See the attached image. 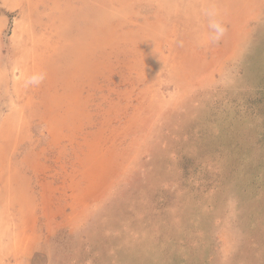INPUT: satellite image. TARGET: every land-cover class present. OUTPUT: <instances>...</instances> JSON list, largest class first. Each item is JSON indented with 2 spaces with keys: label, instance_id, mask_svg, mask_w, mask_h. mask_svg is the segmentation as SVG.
<instances>
[{
  "label": "rangeland",
  "instance_id": "rangeland-1",
  "mask_svg": "<svg viewBox=\"0 0 264 264\" xmlns=\"http://www.w3.org/2000/svg\"><path fill=\"white\" fill-rule=\"evenodd\" d=\"M0 264H264V0H0Z\"/></svg>",
  "mask_w": 264,
  "mask_h": 264
},
{
  "label": "clouds",
  "instance_id": "clouds-1",
  "mask_svg": "<svg viewBox=\"0 0 264 264\" xmlns=\"http://www.w3.org/2000/svg\"><path fill=\"white\" fill-rule=\"evenodd\" d=\"M203 14L207 17L208 19V30H209V39L211 42H219L225 32H226V27L221 19H219V13L218 10L214 7L210 8H205L203 10ZM182 43V42H181ZM43 79V76H39L35 78L34 82L39 83Z\"/></svg>",
  "mask_w": 264,
  "mask_h": 264
}]
</instances>
